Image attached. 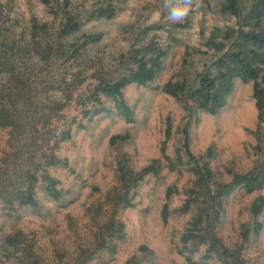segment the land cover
I'll use <instances>...</instances> for the list:
<instances>
[{
    "label": "rangeland",
    "instance_id": "obj_1",
    "mask_svg": "<svg viewBox=\"0 0 264 264\" xmlns=\"http://www.w3.org/2000/svg\"><path fill=\"white\" fill-rule=\"evenodd\" d=\"M257 1L190 0L173 23L165 0H0V54L33 110L51 113L46 150L66 163L47 168L57 198L38 183L35 207L0 201V264H77L83 252L86 264H264V47L244 38L264 34V13L248 17ZM242 45L259 77L233 78L209 111L191 92ZM142 62L153 77L127 80ZM124 79L119 96L92 98ZM10 137L0 129V160Z\"/></svg>",
    "mask_w": 264,
    "mask_h": 264
},
{
    "label": "trees",
    "instance_id": "obj_2",
    "mask_svg": "<svg viewBox=\"0 0 264 264\" xmlns=\"http://www.w3.org/2000/svg\"><path fill=\"white\" fill-rule=\"evenodd\" d=\"M110 10L100 9V15L109 14ZM264 13V0H258L251 8L248 17L258 18ZM67 27V33L79 28L78 25ZM245 40L252 41L260 47H264V34H246ZM96 40L97 38L91 36L89 40ZM251 52V51H250ZM244 52L243 45L241 51L227 54L225 58L221 59L218 64V73L212 75L206 73L201 76L198 86L191 92L193 98L200 101V105L209 111L217 110L224 102V96L232 90V79L238 77L244 81L255 80L259 77L260 69L256 66L258 61V53ZM0 70H9L6 63V58L0 54ZM5 68V69H4ZM15 69L11 67L10 83L2 85L0 89V129L10 128L11 137L9 144L11 151L6 153L0 160V201L13 207L16 202L20 205H29L35 207L38 205L35 197L36 185L41 183L44 185L46 194L51 198L59 196V189L57 188L58 181L53 178L47 171L50 166H58L66 164L58 158L53 152L49 153L46 146L49 145L50 137L46 131L52 118L51 113L35 112L33 108L38 106L39 102L34 97H25L30 94L26 89V83L21 81L20 75L15 74ZM153 71L146 68V63L142 62L140 70L134 72L127 80L145 82L148 78L153 77ZM125 80L114 83L106 80H101L96 89L92 93V98L100 101L99 94L103 93L109 97H117L122 92L121 89L125 86ZM17 81V82H16ZM15 82V83H14ZM14 86V88H13ZM28 90V91H27ZM258 95V89H256ZM19 100L20 98H23ZM261 97H259L260 99ZM16 100L23 104L24 109H19ZM70 137L69 131H64L61 134L59 141L66 140ZM16 141L19 142L16 145ZM13 167L11 169L10 167ZM12 170V171H11ZM144 170L143 174L147 173ZM195 173L200 177L201 183L205 188L208 187V180L211 176V171L208 169H197ZM40 174V175H39ZM141 174L140 178L143 177ZM124 177V176H123ZM243 179L245 177H239ZM256 177L255 179H257ZM125 182L127 181L124 177ZM229 186H221L218 190V195L223 194L224 190ZM113 225L108 226L111 229ZM223 252L227 256L233 254L225 248ZM91 256L83 252L77 259V264H86ZM234 264H241V261L235 256Z\"/></svg>",
    "mask_w": 264,
    "mask_h": 264
},
{
    "label": "clouds",
    "instance_id": "obj_3",
    "mask_svg": "<svg viewBox=\"0 0 264 264\" xmlns=\"http://www.w3.org/2000/svg\"><path fill=\"white\" fill-rule=\"evenodd\" d=\"M164 8L167 10L166 19L180 22L188 15L190 0H165Z\"/></svg>",
    "mask_w": 264,
    "mask_h": 264
}]
</instances>
